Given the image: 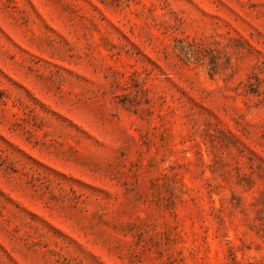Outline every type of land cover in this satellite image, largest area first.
Masks as SVG:
<instances>
[{
  "label": "rangeland",
  "instance_id": "rangeland-1",
  "mask_svg": "<svg viewBox=\"0 0 264 264\" xmlns=\"http://www.w3.org/2000/svg\"><path fill=\"white\" fill-rule=\"evenodd\" d=\"M0 264H264V0H0Z\"/></svg>",
  "mask_w": 264,
  "mask_h": 264
}]
</instances>
